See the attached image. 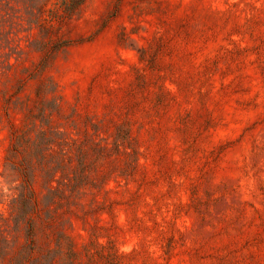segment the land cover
<instances>
[{"label":"rangeland","instance_id":"rangeland-1","mask_svg":"<svg viewBox=\"0 0 264 264\" xmlns=\"http://www.w3.org/2000/svg\"><path fill=\"white\" fill-rule=\"evenodd\" d=\"M0 264H264V0H0Z\"/></svg>","mask_w":264,"mask_h":264}]
</instances>
